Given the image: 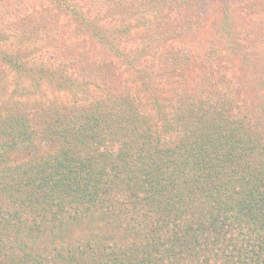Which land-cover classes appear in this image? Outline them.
<instances>
[{
  "label": "trees",
  "instance_id": "16d2710c",
  "mask_svg": "<svg viewBox=\"0 0 264 264\" xmlns=\"http://www.w3.org/2000/svg\"><path fill=\"white\" fill-rule=\"evenodd\" d=\"M91 62L81 80L62 87L71 108L62 114L48 108L49 127L37 132L27 116L0 126V258L5 256L0 264H24L21 251L27 245L16 241L18 234L8 236L12 228L24 227L22 212L73 203L107 218L123 245L108 238L76 257L67 247L48 262L26 255L29 264H65L66 255L79 264H264V118L233 108L237 89L220 93L203 87L202 102L163 108L150 74L137 79L134 95L148 98L137 108L134 97L125 96L122 75ZM20 64L11 62V69L18 72ZM105 87L107 95L91 108V91L103 94ZM114 87L118 98L112 101L107 96ZM20 90L10 87L6 93ZM12 111L0 106V121ZM106 135L128 144L96 154L76 147L99 146ZM44 136L52 138L53 151L48 146V154L26 165L12 162L17 152L37 151ZM120 191L123 199L116 197ZM137 226L144 229L142 239Z\"/></svg>",
  "mask_w": 264,
  "mask_h": 264
},
{
  "label": "rangeland",
  "instance_id": "374dc122",
  "mask_svg": "<svg viewBox=\"0 0 264 264\" xmlns=\"http://www.w3.org/2000/svg\"><path fill=\"white\" fill-rule=\"evenodd\" d=\"M0 29V87H5L0 90V106L13 109L0 126L11 117L23 121L27 116L37 132L49 127L48 108L60 114L71 108L69 93L62 87L83 78L88 60L98 70L106 66L114 76L122 75L125 96L134 97L137 108L148 100L143 93L134 95L137 79L150 74V87H158L165 99L163 108L202 102L203 87L220 93L237 89L233 108L264 118V0H0ZM11 62L21 63L18 72ZM61 76L67 83L59 80ZM10 87L21 90L7 96ZM107 91H91V108ZM116 93L118 87L107 97L115 101ZM108 137L99 146L87 142L76 147L96 154L128 144ZM48 139L52 138L43 137L37 151L17 152L12 162L26 165L53 151L55 143ZM122 193L116 197L123 199ZM80 208L73 203L22 212L24 227L8 232L12 238L18 234L16 241L28 247L29 251L22 249L21 261L29 264L28 255L32 261L45 257L48 262L50 255L64 253L66 247L76 257L90 244L102 247L108 238L122 244L107 218ZM136 228L142 239L144 229ZM66 256L65 264L80 263Z\"/></svg>",
  "mask_w": 264,
  "mask_h": 264
}]
</instances>
